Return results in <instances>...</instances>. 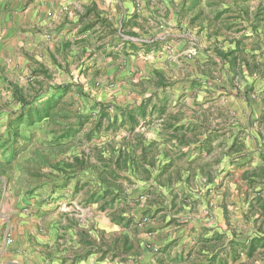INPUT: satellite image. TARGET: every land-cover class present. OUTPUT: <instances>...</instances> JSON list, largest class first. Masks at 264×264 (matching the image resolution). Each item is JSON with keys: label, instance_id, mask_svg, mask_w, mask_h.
<instances>
[{"label": "rangeland", "instance_id": "obj_1", "mask_svg": "<svg viewBox=\"0 0 264 264\" xmlns=\"http://www.w3.org/2000/svg\"><path fill=\"white\" fill-rule=\"evenodd\" d=\"M182 1L176 12L179 35L198 40L194 55L198 49L205 55L218 48L238 55L201 58L191 70L184 59L168 66L169 84L194 81L189 93L178 94L177 88L164 97L156 91L144 96L145 90L162 84L160 77H148V49L140 56L118 47V34L124 31L114 17L98 25L96 36L72 39L73 47H64L63 54L50 56L49 47L45 54L11 48L0 56V264L3 252L27 251L39 245L35 238L45 239L55 231L56 242L41 244V252L49 256L55 246L58 255L76 264L83 257L89 261L92 254L100 264H139L142 248L150 264H206L233 238L246 242L264 237V0ZM44 36L57 44L56 30L48 29ZM37 64L48 78L33 77ZM64 85L71 87L56 93L55 88ZM15 86L32 108L53 99L50 116L12 126L21 112ZM137 102L145 103V109L129 108ZM97 103L110 105L100 122ZM153 105H164L165 110H154ZM162 115L190 118L193 124L187 140L179 142L186 156L174 161L176 180H182V172L188 175L185 188L169 194L142 186L147 173L136 154L153 139L159 125L155 120ZM67 131L72 134L63 137ZM162 144L146 146L149 163L157 162ZM119 156L121 161L129 157L126 168H116ZM127 212L135 222L121 219L116 232L109 230V218ZM187 214L197 226L183 243L176 233L188 225ZM167 215L174 216L169 222L173 239L161 226ZM152 222L159 225L156 238L150 236L141 247V239L134 237L137 228ZM227 262L264 264V248L258 247L250 260L243 252L235 262Z\"/></svg>", "mask_w": 264, "mask_h": 264}, {"label": "crops", "instance_id": "obj_2", "mask_svg": "<svg viewBox=\"0 0 264 264\" xmlns=\"http://www.w3.org/2000/svg\"><path fill=\"white\" fill-rule=\"evenodd\" d=\"M182 3V0H162L161 2H149L147 0H0V56L8 53L11 48L23 50L31 48L32 52L45 54L49 47L51 48L49 50L50 56L54 55L56 51L58 53L62 52L63 54L64 47H67V50L73 47V43H69L72 39H74V41L82 39L83 41L86 38L88 39L91 34L96 36L97 33H95V30L98 28V25L102 24V21H106V18L109 17L111 20L112 17H114L117 23L120 24V31H124L118 34L120 38L118 47H120L121 50H128V48H131L132 50L130 52H134L132 54H138L140 56L141 53L142 55L145 54V50L148 49L149 51L146 57L149 62L148 68L151 70L148 77H155V73L160 77L162 86L153 90H145L144 96L149 97L156 91L164 94V97L169 92L175 93L177 88L180 92H178V94L189 93L191 90H194L191 88L194 81H189L185 86H178L176 82L175 84H169L168 81H170L169 77L171 73L169 72L168 66L171 68L175 63L182 62L184 59L187 63H191V70V68H195L194 62H198V60L203 62L201 58L213 59L216 55L226 57L229 53L221 52L219 51L221 49L218 48L215 53L214 49H211L210 52H206L205 55H202L200 49H198L199 53L194 55L193 48L197 47L196 44L198 40L195 37H192V39H182L181 35H179V29H181L182 26L178 25L180 22L178 13L182 8ZM217 4L219 3H215V6ZM153 25H155L157 29H153ZM173 27L176 29L171 30ZM48 29L56 30L59 35V38L56 39L57 44L54 45V40L46 41L44 35L47 33ZM159 30L162 32L161 35ZM167 31L172 33L169 34ZM55 46L57 47L56 49ZM152 46L156 47L151 49ZM84 50L88 51L87 48H81L82 52ZM231 50L232 49H230L229 52H231ZM233 50H235V48ZM25 55L26 54H24V56ZM232 56L236 58L238 55L237 53H233ZM219 58L221 59V57ZM28 60L34 61L31 57ZM37 65L40 67L31 70V73L43 67L41 64ZM244 69L245 67L242 68V70ZM174 80H176V78H174ZM141 103L142 102L130 104L129 108H137L138 111L139 109L143 110L145 109V103L142 105ZM163 106L164 105H157L154 107L153 105L152 107H154V110L164 111L165 107ZM155 122L159 125L156 129V133L151 135L153 139L150 140L147 136L150 141L145 143V147H142L146 152V146H153L155 142L159 141L163 143L161 146L159 145L162 149L158 148L157 162H153L152 165L144 166L147 176L142 186L146 185L148 189L151 187L159 188L163 194H169L170 191L176 192L180 189L184 190L188 175L182 172V180H176L174 175H176L178 171H175L174 161L186 154V151L179 146V142L187 140V133L191 131L193 125L192 120L190 118H165V116L162 115V117L156 119ZM143 137L146 138V135H143ZM141 150L142 149H139L136 154L140 155ZM134 171L133 169V172ZM135 174L136 173H134V175ZM129 206L133 205L129 204ZM143 206L147 208L146 205ZM139 207H137V209H140ZM148 208L152 209L153 207L149 206ZM190 208L191 204H189L188 207H184V213L188 212ZM149 213L153 215L154 211ZM117 215L119 216L110 217L107 223L109 224V230L114 232L117 231V221L124 219V222H130L133 213L131 212V214H129L127 212ZM191 216L192 215L188 214L187 218L184 216L188 225H184L176 233L182 238L181 242L183 243L189 240L187 238H189L188 235H191L189 234L190 231L193 230L194 226H197L195 219ZM173 217L174 216L167 215L165 217V222L161 225L163 227L165 226V230L168 229L166 232L169 234V239L175 237L172 236L174 229L171 227L173 226L169 224V222H172L171 220ZM132 222L135 221L132 220ZM140 228L141 230L139 227L137 228L138 233L134 237L141 239V247H143L147 240L155 237L154 235L158 232L159 225L152 222L150 226ZM56 233V231L55 234L51 232L49 237L45 239L39 238L41 240L35 238V241L39 245L27 247V251H25V248H15L14 251L10 252L8 255L6 252H3V264H76V262L72 263L71 261H65L64 256L58 255L55 246L48 251L50 254L49 256H45L43 252H41V244L51 246V244L56 242L57 236H59L56 235ZM150 236L153 237L150 238ZM184 236L185 238L183 239ZM190 237H192V235ZM32 253L35 256L33 259ZM92 255L93 257H91L89 261H84L85 258L83 257V261L78 264H100V262H95L96 255ZM140 255L143 261H140L139 264H150L149 253L144 250V248H142ZM28 258H30V260ZM111 259L112 257H110L109 260ZM107 264L112 263L109 261Z\"/></svg>", "mask_w": 264, "mask_h": 264}, {"label": "trees", "instance_id": "obj_3", "mask_svg": "<svg viewBox=\"0 0 264 264\" xmlns=\"http://www.w3.org/2000/svg\"><path fill=\"white\" fill-rule=\"evenodd\" d=\"M237 43V48H238ZM237 51V49H235ZM230 55L236 52H229ZM33 77H36L38 75H43L45 78H48V72L47 70L42 67L38 71H34ZM162 86V84L160 85ZM71 86L64 85V86H58L55 88L56 93H60L65 91L66 89H69ZM14 97L15 100L21 105V112L19 113L16 121L12 126L17 125V121L25 120L28 125H32L36 122H40L41 120L48 118L50 116V105L53 102V99H48L45 101L41 107H30L31 100L28 99L23 93L22 90H19L17 86L14 88ZM98 107H100V118L99 122L106 116L105 108L110 107V105H102L101 103H97ZM17 129L14 130L13 133H16ZM72 134L71 131L65 132V135L63 137H67L68 135ZM141 154L139 155V158L142 161V164L144 165H152V163H149V161L146 159V153L145 149L141 146ZM129 157H125L123 161H121L122 156H119L116 161V168H126V159ZM140 165L137 163V166ZM69 167V165H68ZM139 167V166H138ZM54 170L61 171L57 166H52ZM264 248V237L257 236L252 239L247 240L246 242H239L235 240L234 238L228 243L226 247L221 249L220 251L213 252L212 255L207 259L206 264H228V258L231 259L232 262H235L236 259L239 257L240 253L246 252L247 258L250 260L254 257L256 254L257 248Z\"/></svg>", "mask_w": 264, "mask_h": 264}, {"label": "built area", "instance_id": "obj_4", "mask_svg": "<svg viewBox=\"0 0 264 264\" xmlns=\"http://www.w3.org/2000/svg\"><path fill=\"white\" fill-rule=\"evenodd\" d=\"M11 240H8V242H10Z\"/></svg>", "mask_w": 264, "mask_h": 264}]
</instances>
